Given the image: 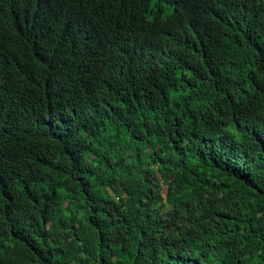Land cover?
<instances>
[{
  "label": "trees",
  "instance_id": "1",
  "mask_svg": "<svg viewBox=\"0 0 264 264\" xmlns=\"http://www.w3.org/2000/svg\"><path fill=\"white\" fill-rule=\"evenodd\" d=\"M0 264H264V0H0Z\"/></svg>",
  "mask_w": 264,
  "mask_h": 264
},
{
  "label": "rangeland",
  "instance_id": "2",
  "mask_svg": "<svg viewBox=\"0 0 264 264\" xmlns=\"http://www.w3.org/2000/svg\"><path fill=\"white\" fill-rule=\"evenodd\" d=\"M171 9H172V5H169V4H168V5L165 7V12L167 13V12H169ZM166 191H167V187L164 185V192H163L164 195H166Z\"/></svg>",
  "mask_w": 264,
  "mask_h": 264
}]
</instances>
